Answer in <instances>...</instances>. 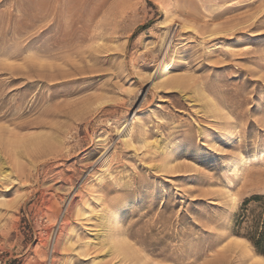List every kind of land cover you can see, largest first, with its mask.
<instances>
[{"label":"rangeland","instance_id":"rangeland-1","mask_svg":"<svg viewBox=\"0 0 264 264\" xmlns=\"http://www.w3.org/2000/svg\"><path fill=\"white\" fill-rule=\"evenodd\" d=\"M255 195L264 0H0V264H264Z\"/></svg>","mask_w":264,"mask_h":264},{"label":"trees","instance_id":"trees-1","mask_svg":"<svg viewBox=\"0 0 264 264\" xmlns=\"http://www.w3.org/2000/svg\"><path fill=\"white\" fill-rule=\"evenodd\" d=\"M253 204L255 207H252ZM235 233L238 235H243L251 242L256 252L264 256L263 195L252 196L246 199L242 204L240 211L236 215Z\"/></svg>","mask_w":264,"mask_h":264},{"label":"bare ground","instance_id":"bare-ground-1","mask_svg":"<svg viewBox=\"0 0 264 264\" xmlns=\"http://www.w3.org/2000/svg\"><path fill=\"white\" fill-rule=\"evenodd\" d=\"M166 71H167V68L163 65V64H160L158 67H157V69H156V71L154 72V74H157V73H159L160 74V76L162 77V76H164V74L166 73ZM136 117V116H135ZM135 117H133V118H135ZM125 127L126 126H124V128L123 129H125ZM127 133V132H126ZM124 135V134H123ZM105 153L106 152H104L103 154H102V157L105 155ZM101 157V158H102ZM104 158V157H103ZM106 159V158H105ZM104 164H105V162H104V160L100 163V165H101V167H104ZM249 261V259L248 260H246V262H248Z\"/></svg>","mask_w":264,"mask_h":264}]
</instances>
